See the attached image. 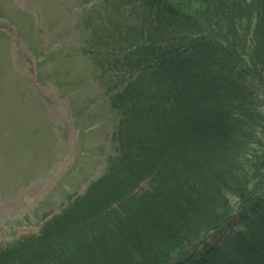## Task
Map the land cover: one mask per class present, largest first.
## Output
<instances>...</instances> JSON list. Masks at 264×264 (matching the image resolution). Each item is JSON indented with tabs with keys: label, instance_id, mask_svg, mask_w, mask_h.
<instances>
[{
	"label": "trees",
	"instance_id": "obj_1",
	"mask_svg": "<svg viewBox=\"0 0 264 264\" xmlns=\"http://www.w3.org/2000/svg\"><path fill=\"white\" fill-rule=\"evenodd\" d=\"M129 1L159 20L127 58L160 87L124 90L140 118L122 122V157L0 264H264V0Z\"/></svg>",
	"mask_w": 264,
	"mask_h": 264
},
{
	"label": "rangeland",
	"instance_id": "obj_2",
	"mask_svg": "<svg viewBox=\"0 0 264 264\" xmlns=\"http://www.w3.org/2000/svg\"><path fill=\"white\" fill-rule=\"evenodd\" d=\"M83 1L0 0L2 248L39 235L43 220L62 213L97 183L118 162L123 147L111 137L119 118L112 112L111 87L87 79L90 68L73 36ZM28 60L36 66L32 86ZM110 97L114 107H108ZM259 105L264 114V95ZM137 189L148 190V182ZM230 200L236 208L238 198ZM223 230L213 231L208 242L217 243Z\"/></svg>",
	"mask_w": 264,
	"mask_h": 264
}]
</instances>
